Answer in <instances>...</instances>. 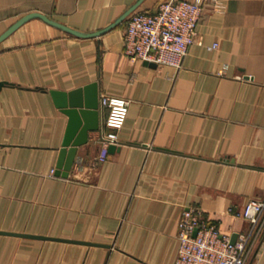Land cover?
<instances>
[{"label":"crops","instance_id":"obj_1","mask_svg":"<svg viewBox=\"0 0 264 264\" xmlns=\"http://www.w3.org/2000/svg\"><path fill=\"white\" fill-rule=\"evenodd\" d=\"M163 0H0V264H174L183 210L249 232L264 198V0H203L181 66L132 60L127 20ZM217 43V46H213ZM99 85L100 127L56 173L51 89ZM103 94L130 99L105 160ZM245 264H264V231Z\"/></svg>","mask_w":264,"mask_h":264},{"label":"built area","instance_id":"obj_2","mask_svg":"<svg viewBox=\"0 0 264 264\" xmlns=\"http://www.w3.org/2000/svg\"><path fill=\"white\" fill-rule=\"evenodd\" d=\"M213 8L223 11L225 4L213 0ZM203 10V0H163L153 12L132 13L124 34L126 55L132 60L181 66L189 45L198 41ZM101 102L108 112L98 133L101 150L97 161L106 159L110 145L120 143L119 133L128 115L130 99L103 94ZM243 214L251 223L250 231L239 233L232 242L230 234L203 219L196 207H186L178 223L180 244L174 264H245L254 239L264 231V198L250 199Z\"/></svg>","mask_w":264,"mask_h":264},{"label":"water","instance_id":"obj_3","mask_svg":"<svg viewBox=\"0 0 264 264\" xmlns=\"http://www.w3.org/2000/svg\"><path fill=\"white\" fill-rule=\"evenodd\" d=\"M51 93L56 105L69 117L56 169V173L67 176L79 147L89 141L91 130L100 127L99 85L97 81H92L70 90L51 89ZM114 147V144L110 145L109 150ZM196 232L197 228L194 234ZM236 237V233L232 235V242H235Z\"/></svg>","mask_w":264,"mask_h":264}]
</instances>
